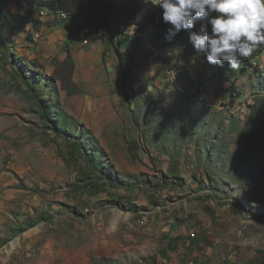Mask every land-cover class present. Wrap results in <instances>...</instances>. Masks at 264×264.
Here are the masks:
<instances>
[{
	"label": "rangeland",
	"instance_id": "1",
	"mask_svg": "<svg viewBox=\"0 0 264 264\" xmlns=\"http://www.w3.org/2000/svg\"><path fill=\"white\" fill-rule=\"evenodd\" d=\"M34 7L0 0V264H264V48L197 67Z\"/></svg>",
	"mask_w": 264,
	"mask_h": 264
},
{
	"label": "clouds",
	"instance_id": "2",
	"mask_svg": "<svg viewBox=\"0 0 264 264\" xmlns=\"http://www.w3.org/2000/svg\"><path fill=\"white\" fill-rule=\"evenodd\" d=\"M135 1L148 4L159 13L157 23L168 25L166 39L172 40L182 30L189 34V42L196 52L191 55L194 66L202 61L208 68L227 65L238 70L244 61L250 73L259 66L252 55L264 48V0ZM196 23L197 31H194ZM121 25L134 34L136 31L145 34L135 23ZM177 46L184 51L183 45ZM199 54H204L206 59L201 60Z\"/></svg>",
	"mask_w": 264,
	"mask_h": 264
},
{
	"label": "trees",
	"instance_id": "3",
	"mask_svg": "<svg viewBox=\"0 0 264 264\" xmlns=\"http://www.w3.org/2000/svg\"><path fill=\"white\" fill-rule=\"evenodd\" d=\"M123 1L125 2L124 5L122 3L117 4L114 2L105 3L103 0H27V4L29 14L33 16L35 14L34 6L36 5L44 6L53 11L66 12V19H63L62 21L57 19L51 23L56 25L64 23L66 27L65 31H67L68 34L73 32L70 29L71 26L74 25V27H77L75 24L78 22L82 23L80 26L78 25L79 31L85 23H88L91 28H94L97 31L104 30V33H107L109 36L113 35L112 33L116 32V30L119 31V27H122L121 23H135L140 27L139 31L141 33L146 34L149 32L148 39L151 45L158 51H166V49L170 47L183 45L185 47L182 52L183 56H191L196 53L193 45L189 42V34L184 30L177 34L172 40L166 39V36L168 35V25L157 23L159 13L151 6L135 0ZM41 24V21H35V26ZM193 30L197 31V23ZM88 35L91 40L94 37L93 31L89 32ZM121 41L122 40L119 42L121 43ZM13 56L16 59H19L14 50ZM165 61L168 62L167 59H165ZM247 66L249 65H245L244 68L246 69ZM205 67L208 68L207 65H205ZM43 109L45 111L44 107ZM74 144H76V147L78 148L77 152L84 155L82 150L83 147L80 146L78 142H74ZM92 167L96 170H100V163L98 161H93Z\"/></svg>",
	"mask_w": 264,
	"mask_h": 264
},
{
	"label": "built area",
	"instance_id": "4",
	"mask_svg": "<svg viewBox=\"0 0 264 264\" xmlns=\"http://www.w3.org/2000/svg\"><path fill=\"white\" fill-rule=\"evenodd\" d=\"M80 24H82V23L78 22V23L75 24V26L77 25V27H74V25H72L70 29L73 31L72 33L78 32L80 34V36H82V37H80L78 35V37H80L82 40H85V43H88L89 40H90L89 39V35H88L89 32L93 31V34H95V33H97V32L100 31V30L97 31L96 29L91 28L88 23H85V25L83 27H81L82 29L79 31L78 30V25L80 26ZM101 33L103 34L104 33V30H102ZM185 264H193V263L186 262Z\"/></svg>",
	"mask_w": 264,
	"mask_h": 264
},
{
	"label": "bare ground",
	"instance_id": "5",
	"mask_svg": "<svg viewBox=\"0 0 264 264\" xmlns=\"http://www.w3.org/2000/svg\"><path fill=\"white\" fill-rule=\"evenodd\" d=\"M42 14H45V11H42ZM52 16H56V13H53V15ZM37 36H38V34H37ZM120 217H121V215L120 214H117L116 215V217H115V220H113V225H112V228L114 227V228H116V224L119 222V219H120ZM191 263H193V264H198V263H195L194 261H191Z\"/></svg>",
	"mask_w": 264,
	"mask_h": 264
},
{
	"label": "crops",
	"instance_id": "6",
	"mask_svg": "<svg viewBox=\"0 0 264 264\" xmlns=\"http://www.w3.org/2000/svg\"><path fill=\"white\" fill-rule=\"evenodd\" d=\"M42 7H44V6H42ZM38 18H39V16H38ZM40 20H43V19H41V18H39ZM36 30V29H35ZM38 31H40V30H38ZM41 32V31H40ZM35 34V33H34ZM162 259V261H163V263H161V264H167L166 262H165V259H163V258H161ZM166 260H168V259H166ZM154 262H148V263H145V264H153ZM178 264V263H177Z\"/></svg>",
	"mask_w": 264,
	"mask_h": 264
}]
</instances>
